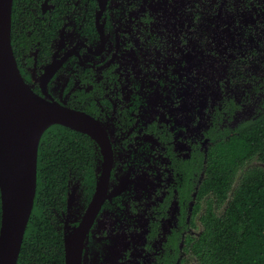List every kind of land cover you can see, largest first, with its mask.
<instances>
[{
  "label": "flooded vegetation",
  "instance_id": "flooded-vegetation-1",
  "mask_svg": "<svg viewBox=\"0 0 264 264\" xmlns=\"http://www.w3.org/2000/svg\"><path fill=\"white\" fill-rule=\"evenodd\" d=\"M12 47L103 139L75 131L88 158L52 190L30 264L197 263L213 147L264 113V0H14Z\"/></svg>",
  "mask_w": 264,
  "mask_h": 264
},
{
  "label": "trees",
  "instance_id": "trees-1",
  "mask_svg": "<svg viewBox=\"0 0 264 264\" xmlns=\"http://www.w3.org/2000/svg\"><path fill=\"white\" fill-rule=\"evenodd\" d=\"M77 135L57 125L42 136L35 205L17 264L46 258L52 234L51 192L62 196L69 163L88 158ZM207 193L211 197L201 215L204 227L192 247L195 264H264V113L235 135L216 142L199 195ZM1 218L0 192V227Z\"/></svg>",
  "mask_w": 264,
  "mask_h": 264
},
{
  "label": "water",
  "instance_id": "water-1",
  "mask_svg": "<svg viewBox=\"0 0 264 264\" xmlns=\"http://www.w3.org/2000/svg\"><path fill=\"white\" fill-rule=\"evenodd\" d=\"M13 3L0 0V264L18 263L34 209L44 133L60 125L103 142L94 119L39 96L25 82L12 47Z\"/></svg>",
  "mask_w": 264,
  "mask_h": 264
},
{
  "label": "rangeland",
  "instance_id": "rangeland-1",
  "mask_svg": "<svg viewBox=\"0 0 264 264\" xmlns=\"http://www.w3.org/2000/svg\"><path fill=\"white\" fill-rule=\"evenodd\" d=\"M245 90H246V94H247L248 96H250V95L248 94V92H247V91L249 90V88H246ZM258 108H259V106L254 107V105L251 104V106L247 108L248 115L252 114V112H256V113H257V112L259 111Z\"/></svg>",
  "mask_w": 264,
  "mask_h": 264
}]
</instances>
